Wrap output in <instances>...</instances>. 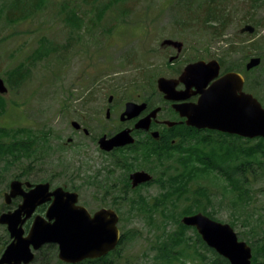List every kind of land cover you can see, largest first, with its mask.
<instances>
[{"label":"rangeland","instance_id":"1","mask_svg":"<svg viewBox=\"0 0 264 264\" xmlns=\"http://www.w3.org/2000/svg\"><path fill=\"white\" fill-rule=\"evenodd\" d=\"M16 2L21 6L27 0L4 1L0 16V76L8 86V92L2 94L6 107L0 114V129L24 128L36 137L30 154L9 163L0 155V214L8 209L5 192H9L7 186L16 175L20 180L49 181L52 186L78 192L79 203L91 212L107 207L119 214V228L130 236L119 248L122 264H162L153 246L158 230L148 224L146 214L130 208L127 201L117 204L102 200L97 188L106 180L117 182L125 174L123 168L113 165L121 154L105 152L97 142L113 127L106 117L109 95H116L119 109L125 101L157 93L160 76L172 77L198 58L207 60L229 52L239 59L255 53L250 44L257 46V40L260 43V38L264 39V23L260 22L264 20V0L256 9L250 0H117L111 1L110 8L104 7L100 20L95 12L82 16L80 28L69 26L60 10L64 2L69 8H78L82 15L87 12L85 0H52L27 18L10 20ZM213 13L223 20L224 25L218 28L225 31L221 37L212 33L214 28L206 21ZM245 21L261 25L259 38L251 40L249 35H242ZM43 39H48L47 47L52 48L36 58L33 54ZM165 39L182 41V51L163 44ZM174 54L179 57L171 64L169 57ZM22 64L29 69L22 82L16 85L12 77L8 82L9 73ZM262 69L264 74V60ZM74 120L90 134L74 128ZM169 163L173 161L167 160L151 172L158 176ZM199 181L215 194L200 197L201 207L207 208L215 220L231 224L249 245L264 236L261 172L251 179L248 206L237 202L221 175H204ZM137 194L154 201L166 192L160 185L148 184L130 196ZM182 200L178 197L180 207L193 201ZM169 223L173 228L174 221ZM9 242L5 226L0 224V251ZM54 259H59L58 252ZM34 264L40 262L35 260Z\"/></svg>","mask_w":264,"mask_h":264},{"label":"water","instance_id":"2","mask_svg":"<svg viewBox=\"0 0 264 264\" xmlns=\"http://www.w3.org/2000/svg\"><path fill=\"white\" fill-rule=\"evenodd\" d=\"M253 30L254 26L251 24L242 28L243 32ZM163 44L174 45L179 52L183 47V42L174 39H165ZM176 57H170L169 60ZM260 62L261 57H253L247 66L255 67ZM214 66L215 71L219 69L217 61L190 62L185 65L178 78L160 76L157 80L158 89L169 100H182L189 97L186 92L193 87L197 88L201 93L197 103L174 104L191 126L215 128L244 138H264V107L249 93L237 94L243 84L240 75L227 73L207 88ZM179 82L186 86L181 91L182 95L176 89ZM7 92L8 86L0 76V94ZM146 105L145 102L128 101L123 115L129 118L138 116ZM159 110L160 108H156L139 120L137 127L148 128ZM107 113H110L109 110ZM72 125L75 128L81 127L76 120L72 121ZM133 141L130 130L125 129L110 138L106 134L101 136L99 145L102 150L109 152ZM130 179L132 186L136 187L151 181L153 176L147 171L138 170L130 174ZM24 185L31 189L25 191ZM50 187L49 182L31 183L19 179L10 182L5 202L9 204L18 195L23 196V201L15 210L0 214V223L7 225L11 237V242L0 257V264H30L35 260L36 251L50 243L58 246V258L70 264L102 257L118 245L121 231L118 226L119 214L114 209L103 207L92 214L87 207L79 204L77 192L67 191L61 186L54 190ZM48 202L50 204L45 216L37 215L25 235L23 222L38 206ZM181 220L185 225L195 227L204 242L228 259L230 264H252V247L239 239L229 223L217 221L203 212L184 215Z\"/></svg>","mask_w":264,"mask_h":264},{"label":"trees","instance_id":"3","mask_svg":"<svg viewBox=\"0 0 264 264\" xmlns=\"http://www.w3.org/2000/svg\"><path fill=\"white\" fill-rule=\"evenodd\" d=\"M4 1L0 0V16L5 7ZM22 2V0H20ZM52 0H27L25 4L13 3L12 8L14 15L10 17L13 19L27 18L29 15L35 13L37 9L43 8ZM63 1V0H61ZM117 1V0H111ZM111 1L104 0H85L87 4V12L80 14V10L72 6L69 8L66 3L61 5V13H64V20L69 26L80 28L82 25V16L95 12L96 19L100 20L101 16L107 9L112 6ZM252 1V8L256 9L259 2L262 0ZM18 11L15 13V11ZM214 12L215 10L212 9ZM207 16L206 21L213 27V34L221 37L225 31L218 28L223 24L218 15ZM222 26L221 28H223ZM215 31V32H214ZM49 40L43 39L41 46L33 54L36 58H41L50 52L52 47L48 46ZM29 69L22 64L17 69H13L7 76L15 80L16 85H19L25 78V72ZM6 107V100L4 95L0 94V114ZM209 132V131H208ZM195 132H187L182 141H184V149L179 150L182 156H172L173 163L169 168L161 172L158 179L160 187L165 189L166 195L163 198H154L150 201L146 196L137 194L130 196L132 191L137 190L130 184L123 191L124 197L122 200H116L114 203L120 204L128 202L130 208L145 213L148 224L155 227L158 232L156 234V243L153 244L157 254L156 259L162 264H230L229 260L218 254L213 248L209 247L202 239L196 228L187 226L182 223L184 215L193 214L196 212H203L214 218L213 215L205 207H201L202 199L200 197L211 198L214 193L207 185L201 184L199 178L204 175L218 174L221 175L229 184L237 202L239 204H246L252 199L250 195L249 185L252 177L257 178L260 175L264 177V138H243L240 136L231 135V137H223L207 133L206 135ZM35 135L27 132L24 128H17L12 130L10 128L0 129V155L6 158L7 163L11 159H17L22 155L30 154L34 151L32 144L35 142ZM177 147V146H175ZM172 150V148L170 149ZM135 154L139 159V151ZM172 154L169 152V155ZM126 158V157H124ZM126 160V159H125ZM117 165H120L129 173L136 169L135 162L124 165L122 155L116 159ZM111 170L108 169V172ZM260 171V172H259ZM16 179L20 176L16 175ZM129 181L128 175H126ZM111 179L108 183H112ZM108 190L114 194L115 186H109ZM117 192V191H116ZM186 200H193L190 204L180 207L178 204ZM179 202V203H181ZM155 213V215H154ZM159 214L160 219L156 218ZM169 220L174 221L173 228ZM6 229V228H5ZM190 231L193 234H190ZM133 234V233H132ZM129 232L124 231L117 247L105 256L86 259L78 264H122L120 262L121 253L119 248L124 241L129 239ZM240 239L245 237H239ZM253 249V264H264V236L251 242ZM58 248L56 244H48L41 248L35 257L40 264H68L59 259H54L57 256ZM210 252V254H209ZM54 259V260H53Z\"/></svg>","mask_w":264,"mask_h":264},{"label":"flooded vegetation","instance_id":"4","mask_svg":"<svg viewBox=\"0 0 264 264\" xmlns=\"http://www.w3.org/2000/svg\"><path fill=\"white\" fill-rule=\"evenodd\" d=\"M260 22L263 24L264 20H260ZM247 23H250L254 26V30L252 33L248 31H245V32L242 31V28ZM243 27L240 30L241 33H243L242 35H249V37H251V40L259 38L262 34V32L260 31L261 25L257 24V22L245 21L243 24ZM260 40H261L260 43L257 40L256 42L257 46L253 45L254 43L250 44V47L256 50L255 53L250 54V55L249 54L247 55L246 53L242 57L239 56L238 57L239 59L233 58L230 54H228L229 52H227L223 56L214 55L207 60L203 58H198L192 61V62L201 61V60H204L206 62H210V61L216 62L217 61L219 69L215 71V66L212 67L211 78L209 80L207 88H210L211 86H213L219 79H221L227 73H232V72L237 73L243 79L242 87L241 89L237 90V94H241L242 92L249 93L264 107V74L262 73L263 72L262 64L264 60V39L260 38ZM168 46L175 47L174 45H168ZM177 52L179 53L178 50ZM173 56H177L173 60H176L179 57L178 54L171 55L170 57H173ZM253 57H261V63L258 66L248 68L247 65ZM173 60L171 61L172 62L171 64L175 63L173 62ZM183 69L177 72L176 75L172 77H168V78H178L181 72L183 71ZM185 87L186 86L183 82H179L177 84L176 89L179 91V95L183 94L181 91L184 90ZM186 94H189V97L186 99H182V100H169L165 97V94L159 90L157 93L148 94L147 97H144V98L135 97L132 99V101H135L137 103L145 102L147 105H146V108L138 116L131 117V118L123 115L127 101H125L124 104L120 105L118 109V105H116L115 103L116 95L115 94L109 95L108 107L106 109V117L107 119L111 120L113 127L110 129L111 131L109 130L110 132H103L98 137L97 142L99 144V138L105 134L108 136V138H110L122 130L129 129L130 135L134 141L127 143L123 146L116 147L115 149H113V151H110L108 153L113 154V155H117L116 153L121 154L124 165H128L131 162L132 163L135 162L134 164L136 166V169L129 173H126V170L124 169L125 174H123L121 179L118 180L117 182L108 183V180H106L104 184H101V183L98 184L97 188L100 189L99 193H100V197L102 198V200L107 199L110 202H115L116 200H119V201L122 200V197H124V194H123L124 189L128 187V184L132 186L130 174L138 170H144V171L149 172L150 174H152L153 179L149 182L141 183L140 185L136 187L132 186L133 188H142V186L148 185V184L149 185L150 184L160 185L158 181L156 180L159 178L160 175L154 176L151 171L157 165L163 164L167 160L172 161L173 159L172 156H176V155L179 156V150H181L183 148L182 145H184V141L182 140L185 137L187 132H195L197 135L199 134L206 135L207 133H211L212 135L223 136V137H228V138L231 137V135L239 136L237 134L223 132L215 128H207V127L199 128L196 126L189 125L187 123V118L180 114L179 110H177L174 107V104L197 103L199 101L201 93L197 91L196 87H193L188 92H186ZM156 108H160V110L158 111L157 115L151 119L149 127L148 128L137 127V123L139 122V120L146 117L151 111H153ZM107 110H109L110 112L109 114L107 113ZM76 129L78 131L83 130V132L87 135L90 134L89 130L85 128L83 125H81L80 128H76ZM86 129L88 130V132H86ZM71 140L72 138H68V141H71ZM171 148L172 150H170ZM136 151H139V155H141L139 159L137 158V155L135 154ZM169 152L172 154L169 155ZM147 164H150L151 166H148ZM170 164L171 163H169V165ZM113 165H115V167H120V165H117L116 160H114ZM126 175H128L129 181H127V177H125ZM22 181L26 182L29 180H22ZM30 182L37 183V182H32V181ZM49 183L51 186L50 187L51 190H54V188L59 187V186H52L51 182ZM108 185L115 186L117 188L116 189L117 192L115 191L114 194H112V192L108 190L107 188ZM7 187H9L8 190H10V186H7ZM30 189H31L30 187H27L24 185L25 191H29ZM67 191H70V190H67ZM22 201H23L22 195H18L17 197L13 198L9 204L5 203V206L8 207L6 211L15 210L21 204ZM49 204L50 203L48 202V203L38 206L30 217L26 218V215L22 216L23 218H26V220L22 224V228L25 231L24 232L25 235L29 232L34 222V219L37 215L45 216L46 210ZM4 226L6 228L8 236L10 237L9 231L7 229V225H4ZM10 242H11V237H10ZM4 249L0 251V257ZM37 252L38 251H36V254ZM34 261L30 264H34Z\"/></svg>","mask_w":264,"mask_h":264}]
</instances>
